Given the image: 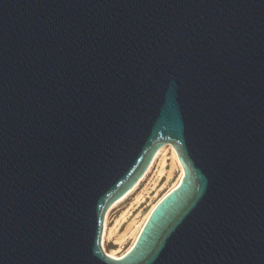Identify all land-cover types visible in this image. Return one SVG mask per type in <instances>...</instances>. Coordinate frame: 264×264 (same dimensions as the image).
Masks as SVG:
<instances>
[{
	"label": "water",
	"instance_id": "water-1",
	"mask_svg": "<svg viewBox=\"0 0 264 264\" xmlns=\"http://www.w3.org/2000/svg\"><path fill=\"white\" fill-rule=\"evenodd\" d=\"M166 145L183 177L111 258ZM0 264H264V0H0Z\"/></svg>",
	"mask_w": 264,
	"mask_h": 264
},
{
	"label": "bare ground",
	"instance_id": "bare-ground-1",
	"mask_svg": "<svg viewBox=\"0 0 264 264\" xmlns=\"http://www.w3.org/2000/svg\"><path fill=\"white\" fill-rule=\"evenodd\" d=\"M169 155V158H167ZM169 160V170H165L166 161ZM157 167L155 171V181L160 180L162 175L165 174L166 182L165 184L156 191L155 195L151 197V201L147 204L145 209L138 213V215L133 218L126 226L124 232L118 233L119 228L127 220L129 217V212L123 214L121 218L115 221L113 227H109V216L111 211L117 207L120 203L126 200L129 196H131L142 184V182L148 177V175L152 172L153 168ZM183 177V169L179 162L177 153L175 149L171 145H166L160 148L149 168L142 176V178L138 181V183L120 200H118L106 213L104 219V226L101 238V245L103 251L111 258L116 260L125 256L136 243L138 236L143 229L146 221L148 220L150 214L154 210V208L158 205V203L172 190H174L180 183ZM155 184V182H154ZM147 191V189L145 190ZM146 192L145 194H147ZM144 194L143 192L139 193V195L135 198V203L140 205L143 202ZM114 239V246L118 247V250L107 251L106 243L111 239ZM123 249V250H122ZM122 250V252H121Z\"/></svg>",
	"mask_w": 264,
	"mask_h": 264
},
{
	"label": "rangeland",
	"instance_id": "rangeland-1",
	"mask_svg": "<svg viewBox=\"0 0 264 264\" xmlns=\"http://www.w3.org/2000/svg\"><path fill=\"white\" fill-rule=\"evenodd\" d=\"M167 158H169V155H167ZM170 161H166L165 170L168 171ZM157 167H154L152 172L148 175V177L142 182L138 190H136L131 196H129L126 200H124L122 203H120L117 207H115L109 216V227H113L115 224V221L119 220L121 216L127 212H129V217L118 230V233L124 232L127 224L135 218L138 213H141L147 204L151 201V197H153L157 190H159L166 182L165 174L162 175V178L160 180L155 181V171ZM155 182V184H154ZM147 189V191H145ZM143 192L144 199L143 202L138 205L135 203V198L139 195V193ZM148 192L147 194H145ZM114 239L112 238L109 242L106 243V249L107 251H113L118 250L117 246L113 245ZM123 250V249H122ZM121 250V252H122Z\"/></svg>",
	"mask_w": 264,
	"mask_h": 264
}]
</instances>
